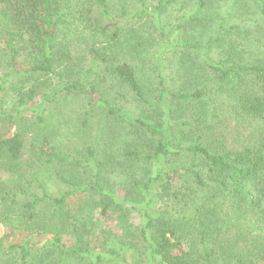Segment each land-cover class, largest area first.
I'll return each mask as SVG.
<instances>
[{
    "label": "trees",
    "instance_id": "1",
    "mask_svg": "<svg viewBox=\"0 0 264 264\" xmlns=\"http://www.w3.org/2000/svg\"><path fill=\"white\" fill-rule=\"evenodd\" d=\"M163 3L157 0L148 13L143 0H0V171L8 176L0 181V264L73 258L83 264H264V0L229 4L237 18L263 19L258 43L234 26V42L216 41L221 60L196 56L177 92L166 90L165 53L181 30L197 33L176 39L178 49H196L199 24L208 22L196 17L210 1L194 0L166 35L159 26ZM226 3L217 0L216 7ZM155 37L162 48L155 53L158 92L150 101L131 63L114 53L124 39L145 56ZM91 78L108 88L107 96ZM75 93L86 100L85 142L70 158L61 152L51 110L43 109ZM38 95L40 105L27 109ZM131 103L137 115L127 113ZM28 113L35 131L25 147ZM230 122L249 129L248 142L237 149L227 144ZM117 151L120 162H113ZM107 168L129 175L140 200H121L103 188ZM48 177L66 190L48 196ZM156 195L164 200L161 212L153 207ZM125 205L141 216L145 262L128 263L105 242L85 238L96 210L106 216ZM64 236L78 241L67 247Z\"/></svg>",
    "mask_w": 264,
    "mask_h": 264
},
{
    "label": "rangeland",
    "instance_id": "2",
    "mask_svg": "<svg viewBox=\"0 0 264 264\" xmlns=\"http://www.w3.org/2000/svg\"><path fill=\"white\" fill-rule=\"evenodd\" d=\"M143 1L148 13L155 11L154 9L157 6V0ZM193 1L194 0H164L163 7L160 9L159 26L165 32V35L173 31L179 23L184 21L188 12L191 10ZM209 1L210 6L208 9L206 8V11L204 9L203 13H200L199 16L196 17H206L208 19L207 23L199 24L201 27L200 31L202 33L195 37V40H198V44H195L196 49H178V45L175 44L176 39L177 42H179L181 37L197 33V31H189L188 34H186V32L181 30L177 33L174 43L169 48L170 50L165 53L162 77L168 92H177L178 89L183 88L181 84L183 83L186 65L194 61L196 56L201 54V56L208 58L210 62H217L221 60L222 49L216 46V41H220L221 44L223 40H226L225 45H228L230 42H234L236 37V30L233 29L234 26H242L245 28L244 31L248 30L247 34L256 39V43H258L256 38L257 35H255V33H261L263 26L262 18L253 14L242 17L241 19L237 18L232 10V6H235V0H227L225 6L220 8H218V6L216 7L217 0ZM242 1L243 3L249 5L253 0ZM230 3L232 6H229ZM207 46L210 47L207 48ZM160 48H162V45L159 37H155V43L152 44V46L150 44L145 46L148 54L141 56L137 54V52H133L130 49L129 43L123 39V42H121V45L119 46V52L116 54L114 51L115 57L119 54L131 63L143 86V90L147 94L150 101L153 99L150 95H154L158 92V69L156 68L157 61L155 53ZM205 49L209 50L206 54H203ZM90 82L94 83V85L98 88V94L101 97H103V95L107 96L103 93L106 92L108 88L104 84H101L100 80L91 78ZM40 100L41 95H38L33 100L34 102L27 106V109L34 110L35 107L40 105ZM85 101L86 100L82 96L76 93L65 94L58 96L52 103L46 105L44 107L45 109H43V114H46L49 110H51L56 127L59 126L57 132L61 135L58 137L61 152L70 158L72 156H76L80 152L81 144L85 142V140L80 138V136L85 134V131L81 130V124L83 122L81 114L82 111L86 109ZM126 111L129 115H137L139 107H137L135 103H131L127 106ZM98 115L97 111H95V113H91V119H96ZM25 117V129L21 130L23 134L27 136L24 139V143L25 147H28V138H30L31 132L34 133L35 131L34 126L32 125L34 115L32 113H28ZM121 122L122 121L119 123ZM50 125H52V122H50ZM40 128L45 133L49 132V130L45 128L44 124L40 125ZM225 136L229 148L237 149L248 142L250 133L249 129L243 130L235 128L230 122L227 132H225ZM135 139L138 140L137 135H134L132 138V144L136 143ZM119 152L120 151H117L113 155V162L117 160V162H120ZM140 177V173H135L133 176L135 179H140ZM7 178V174L0 171V181ZM103 178L104 181L102 182V187L112 192L121 200H130L135 202L136 199L138 201L142 197L141 191L133 186V179L129 175H124L119 171L112 172L111 169L107 168L103 173ZM65 190V186L59 184L53 178L48 177L45 183V191L48 196L54 197L61 195ZM155 190L158 192L157 189ZM163 201L164 200L162 198H159L156 195L153 201L155 211L161 212L164 210L165 204ZM124 211L128 215L124 218H120L121 213ZM125 218L126 220H124ZM93 221L95 223L94 229L90 226L91 234L85 237L89 240V242H105L106 246L114 248L120 258L128 263H141L146 261L147 257L145 255H141V249H139L142 244L137 231L141 227V216L137 211L130 208L129 205H125L118 212H111L106 216H100L98 210H96L93 214ZM1 231L2 227L0 226V233ZM62 241L67 247H72L78 239L74 236H64ZM69 264L83 263L78 261L76 258H73L70 260Z\"/></svg>",
    "mask_w": 264,
    "mask_h": 264
}]
</instances>
